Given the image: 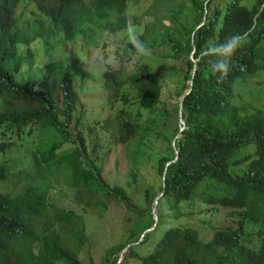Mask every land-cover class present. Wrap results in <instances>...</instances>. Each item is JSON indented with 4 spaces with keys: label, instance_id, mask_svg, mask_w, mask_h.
Returning <instances> with one entry per match:
<instances>
[{
    "label": "trees",
    "instance_id": "16d2710c",
    "mask_svg": "<svg viewBox=\"0 0 264 264\" xmlns=\"http://www.w3.org/2000/svg\"><path fill=\"white\" fill-rule=\"evenodd\" d=\"M30 1L46 18L39 22L38 30L17 26L19 0H0V153L10 150L15 139L20 145L26 142L23 135L30 136L37 129L38 150H43L40 158L33 156L37 179L45 171H54L52 165L54 169L65 168L67 183L75 188L78 202L92 207L106 205L111 199L139 217L119 243L107 248L105 261L110 264L119 260L128 243L138 241L154 222L156 226L151 207L160 192L155 205L158 217L159 208L164 207L168 216L178 218L179 204L191 200L201 183L208 187L203 200L236 213V226L219 227L206 241L192 227L169 226L151 251L139 255L134 244L118 264H264V108H251L243 99L250 79L264 71L260 45L264 38V0H254L250 7L241 4L243 0H191L189 13L180 26H175L173 36L169 33L173 21L163 13L157 23H148L139 34L147 47L157 38L171 41L172 57L185 65L184 86L177 96L190 88L182 100L184 127L174 144L178 157L172 161V146L170 156L157 159L155 170L160 181L145 190L148 208L136 206L123 187L109 185L101 167L90 162L86 139L73 114L78 96L68 71L60 76L49 68L28 82L14 79L25 62L32 63L30 49L20 55L19 44L29 45L38 37L60 34L71 40L76 28L92 21L95 13L102 17L104 9L117 15L108 25L121 29L128 23L124 17L126 0H89L87 4L81 0H57L55 4ZM169 1L152 0L162 4ZM245 30H251L248 41L232 56L229 75L221 82L211 71L209 58H201L200 51L223 42L233 32ZM114 53L118 65L106 63L102 74L107 105L112 111L105 124L113 127L112 135L119 142L133 144L149 134L141 123L140 110L158 102L161 86L152 76L150 64L137 58L132 40ZM56 86L59 92L55 94ZM180 127L173 128L174 136ZM63 145L70 147L58 154ZM248 148L253 152H247ZM168 161L162 186V172ZM7 173L6 164H0V180L6 179ZM47 188L35 181L15 197L0 193V264H85L78 258L87 243L83 218L48 204ZM50 207L54 214L47 215ZM38 218L43 222L36 224ZM247 223L252 224V230L245 232ZM149 237L145 233L139 242L145 243ZM131 259L138 261L131 263Z\"/></svg>",
    "mask_w": 264,
    "mask_h": 264
},
{
    "label": "rangeland",
    "instance_id": "374dc122",
    "mask_svg": "<svg viewBox=\"0 0 264 264\" xmlns=\"http://www.w3.org/2000/svg\"><path fill=\"white\" fill-rule=\"evenodd\" d=\"M254 0H243L241 4L250 7ZM57 0H47L48 4H55ZM89 0H81L87 4ZM191 0H170L167 4L154 3L152 0H126L124 17L135 25L137 34L143 32L148 23H157L160 13L167 19H172L173 26L169 33H176L175 26L184 20L189 13ZM102 17L97 13L92 16V21L83 22L74 30L73 38L66 40L61 34L55 37H38L29 45H18V53L26 55L30 49L32 63L25 62L15 75L18 82H28L38 78L41 73L51 68L52 72L61 75L68 71L71 75L72 87L78 99L74 106V117L86 139L87 152L90 162L101 167L102 176L109 185H118L129 195L130 200L139 208H148L145 190L152 184L160 181L155 167L157 159L164 155H171L172 140L175 138L173 128L179 126L178 92L184 86L185 65L181 60L172 57L171 41L164 37L155 39L151 45L150 56H137L151 66V74L161 86L159 100L149 109H141V123L149 130V134L136 143L119 142L112 135V126H106L105 119L111 116V109L107 105V89L104 85L103 71L106 63L117 66L119 61L114 50L121 48L125 42L131 40L126 32V26L118 28L117 25H108L114 22L117 15L109 9L102 11ZM17 26L38 30L39 22L46 21L30 0H19L16 8ZM165 19L166 23L168 20ZM177 30V29H176ZM264 55V38L261 43ZM49 65V66H46ZM188 82V81H186ZM59 92L56 86L54 93ZM0 96V101H1ZM243 99L251 108H264V71L258 72L250 79L248 87L243 91ZM19 102H16L18 104ZM135 112V110H134ZM72 126V125H71ZM26 142L20 145V140L15 139L5 154L0 153V164H6L8 177L0 180V193L15 197L35 181L42 187H47L46 201L57 208L71 210L82 216L87 243L82 247L78 258L85 264L93 261L95 264H110L105 261L107 248L119 243L128 232V229L139 219L129 213L121 204L109 200L106 205L89 207L83 202H78L74 195L76 190L66 180L67 169L59 168L54 171H45L41 178L35 170L33 156L39 152V133L35 129L32 135H23ZM70 146L63 145L58 154L66 151ZM252 153L253 149L248 148ZM18 170H22L18 174ZM43 172V169H42ZM40 173V172H38ZM208 187L201 183L196 189L191 200L179 204L181 216L172 218L167 215L164 207L159 208L161 216L152 211L156 226L149 227L150 237L145 243L135 244L139 255L151 251L154 243L169 226H189L194 228L202 241L212 237L213 232L225 225H237L238 215L231 213L230 209L203 200L207 195ZM206 197V196H205ZM169 212V211H168ZM54 214L50 207L47 215ZM43 218H38L35 223L40 224ZM57 223L54 225V229ZM245 232L252 230V224L247 223ZM144 236V235H143ZM142 236V238H143ZM254 234L253 238L256 239ZM141 238V239H142ZM37 246L34 245L36 252ZM131 259V263L137 262ZM57 264H62L58 262Z\"/></svg>",
    "mask_w": 264,
    "mask_h": 264
},
{
    "label": "clouds",
    "instance_id": "9594fccd",
    "mask_svg": "<svg viewBox=\"0 0 264 264\" xmlns=\"http://www.w3.org/2000/svg\"><path fill=\"white\" fill-rule=\"evenodd\" d=\"M126 32L131 37L133 45L138 55L150 56L151 49H149L143 41L139 39V34L136 32L135 25L131 20L126 25ZM251 30L241 32H233L225 38L221 43L210 44L201 49V58L208 57V64L213 74L218 76L219 81H224L231 70L230 61L235 52L241 48L250 36ZM156 205V204H155Z\"/></svg>",
    "mask_w": 264,
    "mask_h": 264
},
{
    "label": "water",
    "instance_id": "95a60500",
    "mask_svg": "<svg viewBox=\"0 0 264 264\" xmlns=\"http://www.w3.org/2000/svg\"><path fill=\"white\" fill-rule=\"evenodd\" d=\"M195 68H196V66H195V64H194V67H193V73H194ZM191 82H192V80H188V83H189V84H191ZM189 91H190V88H188V90H185V91L183 92V94H182V95L179 97V99H178V110H179V111H178V117H179V124H180L181 127L179 128V131H178V133L176 134L175 138L172 140V146L174 147V150H175V156H174V159H173L172 161H175V160L177 159V157H178V150H177V148H175L174 144H175V140H176V138L180 136V132L182 131V129H183V127H184V120H183V118L181 117L182 100H183V98L185 97V95H186ZM169 162H170V161L166 162V164L164 165V168H163V172H162V186H164V183H165V172H166V167H167V165H168ZM161 194H162V192H160V193L155 197V199L153 200V205H152V211H153V212L155 211V204H156V202H157V199H158V197H159ZM154 221H156V218H155ZM153 225H155V222H154ZM149 229H150V228H147V229H145V230L141 233L140 238H139L138 241L128 243V244L122 249V251L120 252L119 260H118L115 264H118V263L120 262V260H121V258H122V255H123V253L126 251V249H127L128 247H130V246H132V245L138 243V242L141 240L142 236H143L146 232L149 231Z\"/></svg>",
    "mask_w": 264,
    "mask_h": 264
}]
</instances>
